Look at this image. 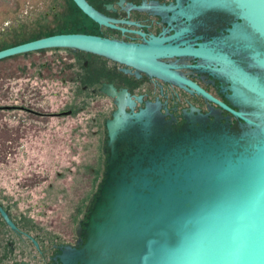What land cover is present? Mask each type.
Instances as JSON below:
<instances>
[{"label": "water", "instance_id": "water-1", "mask_svg": "<svg viewBox=\"0 0 264 264\" xmlns=\"http://www.w3.org/2000/svg\"><path fill=\"white\" fill-rule=\"evenodd\" d=\"M186 1L176 10L186 18L207 10L231 18L213 47L182 51L213 64L235 110L133 44L56 34L0 49L2 58L70 47L130 62L184 89L190 85L235 120L216 116L206 127L197 115L176 126L158 103L134 110L125 90L102 85L114 103L104 120L103 178L76 225L75 244L60 249L57 264H264V0ZM72 2L105 22L85 0ZM0 215L14 229L1 207Z\"/></svg>", "mask_w": 264, "mask_h": 264}, {"label": "flooded vegetation", "instance_id": "flooded-vegetation-1", "mask_svg": "<svg viewBox=\"0 0 264 264\" xmlns=\"http://www.w3.org/2000/svg\"><path fill=\"white\" fill-rule=\"evenodd\" d=\"M85 1L105 22L91 19L72 0H64L67 16L45 18L55 23L28 28L15 42L6 44L0 39V49L56 34H84L133 44L140 47L139 51L148 53L153 61L168 65L190 84L236 109L225 97L229 91L222 88L227 83L216 77L213 64L182 51L186 46L197 48L199 43L213 47L215 36L225 33L229 26V16L207 10L186 18L176 12L187 5L186 0ZM165 46H174L176 52L167 51ZM102 85L116 91L125 90L135 103L134 110L143 107L145 102L158 103L160 112L176 126L197 115L206 127L216 116L220 122H224L225 116L230 117V124L235 121L229 112L197 94L186 83L183 85L187 89H184L178 82L139 65L89 50L57 46L0 58V207L14 225L11 229L0 215V264H57L60 249L75 244L76 225L82 226L86 215L87 202L82 207L80 202L85 177L81 173L83 177L78 185H72V180L65 178L66 173L72 172L65 166L67 162L36 159L56 147L40 145L41 138L64 135L57 128L64 122L68 127H77L79 122L74 115L83 110L88 100L95 109L89 118L94 129L88 134L105 137L102 106L110 104L109 117L114 103L112 97L100 91ZM59 90H64L65 98L57 104L49 101L47 96ZM79 93L84 94V99L77 97ZM71 96L77 106L67 104ZM77 133L88 135L84 129ZM103 144L101 140L102 152ZM57 149L61 150L60 145ZM24 154H30L26 160H23ZM56 195L64 201L55 204ZM33 198L52 203L41 204L47 209L42 212L47 217L34 218L25 225L21 221L22 212H18L22 206L17 202ZM78 210H82V215L72 222Z\"/></svg>", "mask_w": 264, "mask_h": 264}, {"label": "rangeland", "instance_id": "rangeland-1", "mask_svg": "<svg viewBox=\"0 0 264 264\" xmlns=\"http://www.w3.org/2000/svg\"><path fill=\"white\" fill-rule=\"evenodd\" d=\"M64 0H0V39L3 43H12L22 38L24 32L28 28L43 27L44 24H49L50 22L55 23V21L45 20V18H54L67 16V11L64 5ZM49 22V23H48ZM21 24L16 29L17 24ZM12 26L13 30H7L5 27ZM1 28L4 29L1 31ZM67 94L64 90L55 91L52 95H48V100L57 104L63 97L65 98ZM77 97H82L84 99V94L79 93ZM87 97V95H85ZM70 106H77L75 99L69 97ZM46 99V98H45ZM85 105V106H84ZM83 105V110L78 111L74 115V119L77 120V127H71L64 122L58 125L60 132H64V135L53 136V137H42L40 145H51L56 146L54 150H50L47 153L41 154L38 159L39 161H64L67 162L65 166H69L72 169L70 174H65L66 179H71L72 185L75 183L78 185L80 182V174L82 173L85 177V186L82 191L81 207L84 202H88L89 198L96 194L101 178H103V171L105 165V154L100 150L101 140L104 142L105 137L102 135L98 137H93L89 135L91 129L94 127L90 124L89 118L95 114L94 105L88 102ZM67 106V105H66ZM111 109L110 104L103 103L102 106V119L108 116ZM70 119V118H69ZM76 131H74V129ZM79 129H84L88 135L78 134ZM75 132V133H74ZM57 145H60L61 150L58 151ZM65 150V151H63ZM28 155L24 154L23 160H26ZM57 170L56 168H54ZM76 171V174L73 172ZM50 176V175H49ZM62 176V175H61ZM54 177H57L54 175ZM75 178V179H74ZM75 180V181H74ZM83 183V181H82ZM71 196V195H70ZM66 198L70 197L66 196ZM46 200L37 199H27L23 201H18L22 207H19L18 212H22L23 219L21 221L28 225L33 222L34 218L44 219L48 214H43L46 211L45 202ZM60 196H55L53 202L58 204L63 202ZM72 201V200H71ZM67 199V203H68ZM73 204V201L70 202ZM24 205V207H23ZM25 206H28L25 209ZM68 207V206H67ZM23 208V209H22ZM26 210V211H24ZM82 215V210H78L77 214L72 216V222ZM73 224V223H72Z\"/></svg>", "mask_w": 264, "mask_h": 264}]
</instances>
